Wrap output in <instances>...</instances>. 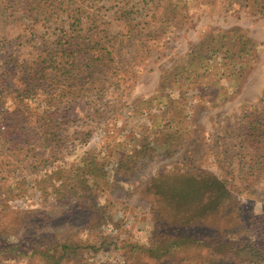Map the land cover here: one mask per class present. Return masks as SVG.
<instances>
[{
    "label": "rangeland",
    "instance_id": "1",
    "mask_svg": "<svg viewBox=\"0 0 264 264\" xmlns=\"http://www.w3.org/2000/svg\"><path fill=\"white\" fill-rule=\"evenodd\" d=\"M254 120L246 0H0V264H247L208 245L264 246ZM192 172L223 186L215 211L164 194ZM180 232L207 246L150 255Z\"/></svg>",
    "mask_w": 264,
    "mask_h": 264
},
{
    "label": "trees",
    "instance_id": "2",
    "mask_svg": "<svg viewBox=\"0 0 264 264\" xmlns=\"http://www.w3.org/2000/svg\"><path fill=\"white\" fill-rule=\"evenodd\" d=\"M247 4L252 7L253 11L258 13L259 15H264V0H246ZM252 41L247 37L240 38V50H244L245 47L248 49V44H251ZM83 43L80 42L78 45H82ZM75 58V57H74ZM72 58V59H74ZM89 59H91L89 57ZM63 69V68H61ZM258 123L259 127H255L252 124ZM249 126L256 131V136L260 139L257 140L255 143L258 142V147L255 146L257 149H261L262 153H264V122L260 123L258 120H254L249 122ZM182 177L178 178L174 177V180L177 179L174 185L170 184L168 187L163 188V192L165 195L169 197H174L175 200L179 203L187 204L193 201H199L202 203V200L205 202L203 206L208 207L211 211H215L219 204L224 200V188L220 184L218 180H215L212 176L207 174L206 176L189 173V175H183ZM182 178L185 179L184 182H179ZM173 180V179H172ZM200 219L198 222H204L203 218L199 217ZM183 234V235H181ZM191 237L185 236L184 233H179L176 238L172 236L170 233L169 236L164 237L161 241L155 246L152 247L154 252H152L151 256H160L164 255L166 252L170 253L171 250L175 247H182L183 245L186 246V241L189 240L191 244L196 243L195 245L200 247L204 244L201 240L198 242H193ZM172 241L169 246L167 243ZM215 246H209L210 249H214L216 251L226 252L231 255H235L238 258H241L247 264H264V246L256 245L255 243L251 242L250 240L245 239L244 237L236 238V240H218L213 241ZM205 247L207 245H204Z\"/></svg>",
    "mask_w": 264,
    "mask_h": 264
}]
</instances>
